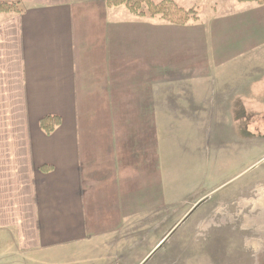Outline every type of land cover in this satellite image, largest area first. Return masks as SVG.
I'll use <instances>...</instances> for the list:
<instances>
[{
	"label": "crops",
	"instance_id": "obj_1",
	"mask_svg": "<svg viewBox=\"0 0 264 264\" xmlns=\"http://www.w3.org/2000/svg\"><path fill=\"white\" fill-rule=\"evenodd\" d=\"M0 1L21 8L0 14V237L28 261L77 246L100 251L89 264H107L101 250L123 241H111L123 218L170 217L172 122L201 118L209 55L222 64L244 49L216 36L207 52L183 31L198 20L174 24L108 0ZM237 21L252 23L246 13ZM51 115L61 122L47 134L40 120Z\"/></svg>",
	"mask_w": 264,
	"mask_h": 264
},
{
	"label": "rangeland",
	"instance_id": "obj_2",
	"mask_svg": "<svg viewBox=\"0 0 264 264\" xmlns=\"http://www.w3.org/2000/svg\"><path fill=\"white\" fill-rule=\"evenodd\" d=\"M174 1L197 11L198 21L183 31L198 37L200 47L212 52L208 46L215 42L213 38L224 36L218 45L244 49L236 52L242 58L212 64L215 58L209 55L208 74L198 80L205 84L202 110L197 112L201 118L172 122L166 154L173 203L172 211L166 212L170 217L152 212L150 217L123 218L118 226L124 230L111 238L113 243L123 241L102 249L99 262L264 264V26L259 25L260 7L264 11V6L246 2L241 7L237 0ZM143 9L147 12L146 4ZM244 13L252 23L238 28L242 19L237 20ZM216 82L220 85L207 88ZM187 141L192 142L187 146ZM143 154L149 162L154 159L153 153ZM197 198L201 200L193 205ZM124 213H134L130 197L125 200ZM15 250L14 244L0 237L1 263L35 264L37 259L41 264L39 256L31 255L29 261L26 256H13ZM98 253L73 246L65 253L44 256L42 261L89 264Z\"/></svg>",
	"mask_w": 264,
	"mask_h": 264
},
{
	"label": "trees",
	"instance_id": "obj_3",
	"mask_svg": "<svg viewBox=\"0 0 264 264\" xmlns=\"http://www.w3.org/2000/svg\"><path fill=\"white\" fill-rule=\"evenodd\" d=\"M264 3V0H239ZM110 6L125 5L132 13L144 16L147 13L151 17H160L174 24H186L190 21H197L199 15L194 8L184 9L174 0H162L158 3L153 0H108ZM146 4L147 12L143 9ZM21 8L18 2L0 1V14L10 12H20ZM61 120L56 115L46 116L40 120L42 129L50 134L60 124Z\"/></svg>",
	"mask_w": 264,
	"mask_h": 264
}]
</instances>
